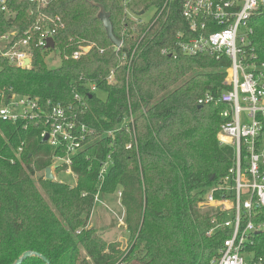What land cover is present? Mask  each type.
Masks as SVG:
<instances>
[{
  "label": "trees",
  "instance_id": "trees-1",
  "mask_svg": "<svg viewBox=\"0 0 264 264\" xmlns=\"http://www.w3.org/2000/svg\"><path fill=\"white\" fill-rule=\"evenodd\" d=\"M183 2L49 0L37 9L27 0H7L15 16L6 19L0 13V34L16 30L21 37L35 25L38 38L46 29L62 61L49 69L43 60L47 51L35 45L29 69L0 58V92L36 100L43 112L31 121L0 122V264H13L28 251L49 264H130L133 259L137 264H210L218 255L230 236L219 225L226 217L198 204L225 178L233 149L216 139L224 106L198 102L227 89L220 73L213 72L227 61L178 51L177 34L188 33ZM100 7L121 41L117 51L97 18ZM151 8L157 13L144 23L139 13ZM249 26L251 51L261 63L264 12ZM81 47L90 50L72 59ZM57 105L66 121L86 131L72 158L77 179L71 184L44 175L54 157L64 156L62 147L40 137L51 123L61 122L50 118ZM115 193L133 238L126 254L87 228L96 195ZM255 219L264 221V209ZM250 249L264 264V233L255 236ZM21 264L46 263L30 257Z\"/></svg>",
  "mask_w": 264,
  "mask_h": 264
},
{
  "label": "built area",
  "instance_id": "built-area-1",
  "mask_svg": "<svg viewBox=\"0 0 264 264\" xmlns=\"http://www.w3.org/2000/svg\"><path fill=\"white\" fill-rule=\"evenodd\" d=\"M27 1L39 9L46 7L49 0ZM6 2L0 0V13L6 19L13 18ZM263 12L264 0H184L181 8L188 33L177 34L178 51L190 57L206 56L227 61L219 75L221 85L227 89L215 96L208 94L198 102L216 101L224 106L219 115L222 123L217 141L219 145L233 149L232 163L225 178L211 186L198 204L201 209L224 214L226 218L219 225L230 230V236L223 241L210 264L262 263L250 248L255 236L264 233V221L255 219L264 209V61L258 62L251 51L252 28L249 24L252 17ZM37 30L34 25L21 37L16 30L1 33L0 58L15 68L29 69L33 62V45L45 47L47 39L53 40L46 29L35 38L33 33ZM89 50L90 47H81L72 54V59H78ZM129 64L130 60L127 66ZM92 91H95L94 87ZM75 99L80 100L77 96ZM42 113L36 100L11 90L0 92V122L17 124L38 119ZM50 118L61 122L51 123L49 130L43 131L40 137L43 140L47 136L49 146L64 149V156L52 160V174L61 167L60 172L76 182L77 177L71 170L72 158L82 148L86 131L83 126L78 129L74 122L66 121L65 110L60 105L51 109ZM108 164L109 161L101 167L100 182ZM53 181L58 180L53 176ZM117 195L120 198V193ZM95 202H98L97 195ZM216 228L218 225L208 234Z\"/></svg>",
  "mask_w": 264,
  "mask_h": 264
},
{
  "label": "rangeland",
  "instance_id": "rangeland-1",
  "mask_svg": "<svg viewBox=\"0 0 264 264\" xmlns=\"http://www.w3.org/2000/svg\"><path fill=\"white\" fill-rule=\"evenodd\" d=\"M11 12L14 14L12 10ZM156 13L157 9L151 8L141 15V19L144 23H149L155 17ZM41 48L47 51L43 59L46 66L49 69L58 68L62 61V56L60 55L58 49H56L55 44L53 48ZM207 71H211V69H208ZM213 72L220 73V68L213 70ZM97 96L102 100L105 97L103 93H98ZM52 175L56 177L59 182L71 184L73 181L70 176L61 172ZM119 199L120 198L116 193L113 195L110 194L106 196H98V202L95 204V207L91 213L87 228H93L95 233L104 242L115 245L121 253L126 254V252H128L131 248L133 238H130L124 216L125 210L121 207ZM142 255L143 251L136 253L138 258ZM135 261L137 260L133 259L130 264H137Z\"/></svg>",
  "mask_w": 264,
  "mask_h": 264
},
{
  "label": "water",
  "instance_id": "water-1",
  "mask_svg": "<svg viewBox=\"0 0 264 264\" xmlns=\"http://www.w3.org/2000/svg\"><path fill=\"white\" fill-rule=\"evenodd\" d=\"M143 12L139 13V16L142 15ZM97 18L98 20L101 22L102 27L106 33V37L108 38V40L110 41V43L114 46V51H117L121 45V41H119L117 38H115V36L113 35L112 32V25L111 22L109 20V16L107 13H105L104 9L102 7L99 8V12L97 14ZM46 48H53L54 47V43L52 41V39H47V45L45 46ZM27 64V61H26ZM47 140V136H45L43 138V142H46ZM45 175V179L46 180H53V175H52V171L50 168H47L44 172ZM30 257H38L40 258L42 261H44L46 264H49L46 259L44 257H42L41 255L37 254V253H32V252H25L21 255V257L19 259H17L13 264H21L24 260H26L27 258Z\"/></svg>",
  "mask_w": 264,
  "mask_h": 264
}]
</instances>
